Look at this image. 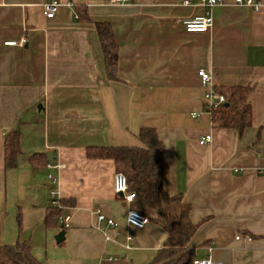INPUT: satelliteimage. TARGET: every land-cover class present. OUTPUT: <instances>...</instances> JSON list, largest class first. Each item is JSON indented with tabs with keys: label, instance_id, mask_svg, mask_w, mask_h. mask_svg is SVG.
<instances>
[{
	"label": "crops",
	"instance_id": "obj_1",
	"mask_svg": "<svg viewBox=\"0 0 264 264\" xmlns=\"http://www.w3.org/2000/svg\"><path fill=\"white\" fill-rule=\"evenodd\" d=\"M47 1L0 0V245L27 242L43 264H150L166 230L127 224L136 208L113 190V161L85 154L88 146H141L139 129L150 126L163 143L164 189L181 198L171 210L186 207L196 225L191 258L264 264V0H254L257 9L235 0L210 8L203 0H56L46 18ZM81 10L112 26L118 80L107 79ZM206 11L208 30L184 29L183 20ZM201 68L215 87H251L252 121L241 134L205 111ZM11 130L21 153L5 168ZM207 134L211 141L200 144ZM49 207L69 216L66 228L57 219L45 224ZM97 209L116 225L99 222Z\"/></svg>",
	"mask_w": 264,
	"mask_h": 264
},
{
	"label": "trees",
	"instance_id": "obj_2",
	"mask_svg": "<svg viewBox=\"0 0 264 264\" xmlns=\"http://www.w3.org/2000/svg\"><path fill=\"white\" fill-rule=\"evenodd\" d=\"M80 12L85 20L94 25L107 79L118 80V47L112 26L108 22L92 21L87 16L86 10ZM215 88L224 96L225 102L210 108L205 107L204 104L205 111L209 112L213 122H218L225 128H235L241 134L252 121L251 106L248 103L251 87L231 85ZM138 139L141 146H88L85 154L91 159H111L115 171L122 172L126 176L129 191L134 193L133 207L146 215L149 221L166 230L167 238L163 247L150 264H188L192 258L187 244L196 230V225L190 223L186 207H181L175 212L171 210L181 203V198L178 195L170 196L164 189V148L156 129L150 126L141 127ZM20 153L19 132L8 131L3 139L4 167H15ZM38 156V153L31 155L32 166L40 162ZM61 215V209L49 207L45 224L49 225ZM0 264L43 263L35 258L29 244L23 241L12 245H0Z\"/></svg>",
	"mask_w": 264,
	"mask_h": 264
},
{
	"label": "built area",
	"instance_id": "obj_3",
	"mask_svg": "<svg viewBox=\"0 0 264 264\" xmlns=\"http://www.w3.org/2000/svg\"><path fill=\"white\" fill-rule=\"evenodd\" d=\"M129 0H110L111 3H126ZM184 4H190L189 1L185 0L183 2ZM207 8L212 7L216 4H221V0H203L202 2ZM235 3L237 5H248L251 6L253 9H257L259 6V3L254 2V0H235ZM60 3L56 0H50L47 2H44L41 7L43 14L46 18H53L56 14L58 7ZM212 24V17L210 15L209 11H206L204 15L201 16H195L193 18L185 19L182 21V25L184 29L187 32H205L208 30V28ZM23 42V40H22ZM21 42V43H22ZM15 42H7V44H14ZM197 75L200 79V84L203 88H205L203 97L205 100V107H216L225 102L224 96L217 92L215 86L213 85L211 75L207 73L204 69H199L197 72ZM198 113L192 112V116H196ZM212 139V136L207 134L200 138L199 143L200 144H206L209 143ZM46 166L52 167V164L48 162ZM48 177L50 179H53L52 176L49 174ZM113 190L116 195L120 196L124 201L130 203L134 199V193L129 191V184L126 179V176L122 172H115L113 176ZM50 197V204L52 206H58L59 200L57 196V192L51 190L49 192ZM95 214L97 217V220L99 222L106 221V223L110 226H115L116 223L114 220L110 218H106L105 215L100 210H95ZM126 222L127 224L131 226H135L137 228L144 227L148 222V217L141 212H139L136 209L130 208L126 212ZM58 223L61 225V227L66 228L68 226L69 222V216H59L57 218ZM106 239H109L107 236H105ZM130 237H128L129 239ZM209 251H211V248H209ZM188 264H212L211 255L210 253L203 258H194L192 259Z\"/></svg>",
	"mask_w": 264,
	"mask_h": 264
},
{
	"label": "water",
	"instance_id": "obj_4",
	"mask_svg": "<svg viewBox=\"0 0 264 264\" xmlns=\"http://www.w3.org/2000/svg\"><path fill=\"white\" fill-rule=\"evenodd\" d=\"M51 155H52V152H49V153H48V159H49V160H52ZM54 239H55V242H56V243H60V242H62V241L64 240V230L59 231V232L55 235Z\"/></svg>",
	"mask_w": 264,
	"mask_h": 264
}]
</instances>
